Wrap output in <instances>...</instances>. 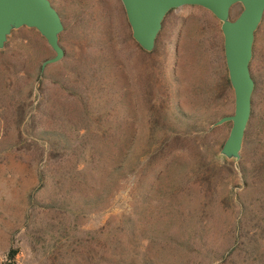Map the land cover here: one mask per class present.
<instances>
[{
    "label": "rangeland",
    "instance_id": "obj_1",
    "mask_svg": "<svg viewBox=\"0 0 264 264\" xmlns=\"http://www.w3.org/2000/svg\"><path fill=\"white\" fill-rule=\"evenodd\" d=\"M50 1L61 62L42 73L55 53L28 28L0 50V264L13 249L16 264H105L110 235L133 264H264V19L234 163L218 156L231 124L213 127L235 99L210 12L173 10L147 53L120 0ZM93 154L125 162L107 200L82 181Z\"/></svg>",
    "mask_w": 264,
    "mask_h": 264
},
{
    "label": "water",
    "instance_id": "obj_2",
    "mask_svg": "<svg viewBox=\"0 0 264 264\" xmlns=\"http://www.w3.org/2000/svg\"><path fill=\"white\" fill-rule=\"evenodd\" d=\"M139 47L152 53L167 16L176 9L195 6L210 12L220 23L228 78L234 92V113L214 123L218 128L231 124V129L218 156L229 162L242 159L246 133L252 116L255 81L251 72L256 33L264 19V0H120ZM242 7L236 19L235 6ZM33 29L47 42L55 56L44 61L46 67L61 62L65 50L60 37L65 27L50 0H0V50L12 34L20 29Z\"/></svg>",
    "mask_w": 264,
    "mask_h": 264
},
{
    "label": "trees",
    "instance_id": "obj_3",
    "mask_svg": "<svg viewBox=\"0 0 264 264\" xmlns=\"http://www.w3.org/2000/svg\"><path fill=\"white\" fill-rule=\"evenodd\" d=\"M91 159L92 161L90 164L92 168L89 170V172H87V174H83L82 181L83 183L87 184H95V187L98 186V189L101 187V189H103L102 194H105L107 200L113 186L119 184V182L127 176V173L124 172L125 162L122 161L119 165L115 164L114 162H104L105 157L96 154H93ZM135 164L138 167L140 165V160L136 159ZM126 223H128V221L125 222V224ZM244 226V223L240 222L238 228L242 230L244 229ZM243 238L244 236H238L235 238V249L232 251V255L236 254L238 250H242V247L246 246V242L243 240ZM121 244L122 239H120L118 236L110 235L107 237L105 242L106 251L103 258L105 264H133L132 260L125 258L123 254L118 252L120 251ZM18 253V250H11L3 264H16Z\"/></svg>",
    "mask_w": 264,
    "mask_h": 264
}]
</instances>
